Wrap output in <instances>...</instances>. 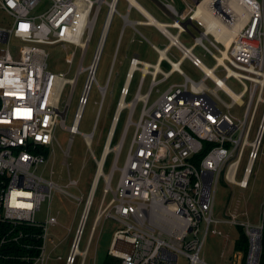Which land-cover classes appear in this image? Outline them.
I'll list each match as a JSON object with an SVG mask.
<instances>
[{"label": "built area", "instance_id": "2783aa9c", "mask_svg": "<svg viewBox=\"0 0 264 264\" xmlns=\"http://www.w3.org/2000/svg\"><path fill=\"white\" fill-rule=\"evenodd\" d=\"M121 1L125 2L124 12L118 9ZM163 1V9L170 16L166 22L131 17L133 9L144 15L131 0H0V14L9 18L6 25L0 24V224H4L0 229V246L9 244L6 250L0 249V264H48L53 255L61 257L56 252L62 242L57 235L59 219L52 211L45 218H38L36 212L43 201L48 205L53 202L54 189L67 192L37 170L48 157L43 151L52 145L57 125L65 128L71 137L78 132L77 126L95 82L94 74L115 14L121 18L122 24L114 58L128 28L132 31L130 42L141 41L137 36L145 38L138 25H154L167 43L159 47L150 42L157 52L154 63L141 59L136 52L129 58L97 157L91 148L92 136L114 58L105 83L98 85L101 99L93 129L82 135L96 164L97 186L102 180L100 203L85 248L80 250L84 225L79 229V224L85 210L84 203L64 264H74L77 255L82 256L80 264H84L101 218L122 223L113 231L107 249L109 255L119 259V264H180V256L186 264H212L200 256V249L208 232L222 234L221 224L241 226L247 244L245 250L233 251V262L217 264L259 263L262 222L251 223L242 217L244 213L233 210L216 214L214 202L221 176L244 191L254 161L264 155L261 150L264 129V0H234L245 10V16L228 45L225 42L227 30L222 26L228 28L236 19L228 0H208V19L195 14L202 0H195L185 12H177L171 2ZM103 3L107 9L99 38L90 62L83 65ZM38 7L41 10L36 11ZM209 25L214 28L208 29ZM189 27L199 30V35H193V43L186 46L179 35L181 32L191 33ZM169 28H174L175 32ZM203 38L210 46L202 43ZM14 40L20 43L16 50L11 48ZM56 43L73 45V50L65 58L68 63H72L76 47L80 49V60L72 77L67 71L48 67V51L44 45ZM195 44H200L214 58V64L209 67L214 74L215 69H222L223 77L219 79L225 83V79L234 78L242 89L235 92L227 85L228 89L220 85L192 52ZM171 47L180 52L176 60L168 54ZM184 58L202 72L199 80H193L180 68ZM174 71L183 75L182 82H169ZM81 73H84V81L71 123L67 125L70 102ZM136 73L138 78L132 90ZM206 79L213 85L207 84ZM167 82L162 88L161 85ZM66 85H69V91L61 104ZM218 90L223 91L228 100L222 98ZM138 104L139 112L134 120ZM235 104L240 111L232 109ZM123 112L122 129L112 144ZM257 113L262 117L261 122L250 140ZM131 126L133 130L124 159L118 165ZM202 151L205 152L201 155ZM109 156L108 171H105ZM243 157L246 160L241 177L236 179ZM116 171L118 176L113 187ZM68 183L77 185V180L69 178ZM92 187L93 199L96 189L93 180L86 199L82 195L72 196L79 203L83 199L86 202ZM74 245L77 249L73 253Z\"/></svg>", "mask_w": 264, "mask_h": 264}, {"label": "rangeland", "instance_id": "374dc122", "mask_svg": "<svg viewBox=\"0 0 264 264\" xmlns=\"http://www.w3.org/2000/svg\"><path fill=\"white\" fill-rule=\"evenodd\" d=\"M137 1L141 5H143L148 11H150L156 18L160 20L168 19L167 17H163L161 15L159 9L154 6L153 0ZM106 9L107 7L103 3L93 28L92 37L86 49L83 65H87L92 58V54L95 50L99 34L104 22ZM118 9L120 12L125 11V4L122 1L120 2ZM39 10H41L40 7L36 9V11ZM132 14L133 16H135L137 15V12L133 10ZM8 22L9 18L6 15L0 14V24L6 25ZM121 24V18L117 14L113 15L94 74L95 82L90 88L88 101L84 106L81 119L77 126L78 132L71 137L70 133L65 128H62L60 125H57L55 128V138L53 140L52 145H50V147L47 146L46 151H43L45 156L48 155V157L46 161L41 164L37 170V172H42L45 177L53 179L60 187H62L63 190L67 192L65 193L60 189H54L53 202L48 205L46 201H43L41 203L40 209L36 212V216L38 218H45L46 214L52 211L53 214L56 215L60 221V224L57 228L59 236L69 237L68 240L67 238L64 239V244L56 251L58 254L61 255V257L56 258L53 255V257L48 261V264H64L65 255L68 252L73 231L80 221V216L83 211L85 199L90 190L93 177L95 176L96 164L90 156L82 134L89 133L93 129V124L96 118L99 101L101 99V94L99 92L98 85H103L106 81L108 71L114 58ZM137 27L147 40L154 42L159 47H162L167 43V39L162 34H160V32L153 25L142 24L138 25ZM189 28L191 33L181 32L179 35L180 40L186 46H189L193 43V35H199V30L193 29L192 27ZM169 29L170 31L175 32L174 28ZM130 36L131 31L126 30L120 40V46L112 64L108 87L103 98L102 106L100 107V113L98 116L96 127L93 131L91 148L97 157L100 153L106 130L108 128L111 116L115 109L116 100L118 98L119 86L122 83L125 72L127 70L129 58L133 55L134 52H137L141 59L153 63L157 59V52L151 47L150 43L145 38H143L142 36H137L141 39V41L130 44ZM202 43L204 45L210 46L206 38L202 39ZM19 45L20 43L17 40L11 42V48L13 50H16ZM44 46L48 51V67L52 70L67 71V75L69 77H72L76 72L80 60V49L76 47L75 57L72 63H68L65 58L67 54L71 50H73L72 44L56 43L45 44ZM192 52L197 55L207 67H211L215 62L214 58L210 55V53L207 52L200 44H195L192 49ZM168 54L173 60H176L180 57V52L175 47H171L169 49ZM179 66L183 70V72L193 80H199L202 77V72L196 66H194L187 58L182 59ZM214 72L218 77H223V71L221 68L215 69ZM137 78L138 73L135 74V78L132 84V90L134 89ZM83 81L84 73H81L77 79V83L74 88L73 96L70 102L69 114L66 118L67 125L71 123L72 115L77 105V97L80 94ZM147 81L148 77L143 87V91L146 89ZM170 81L182 82L183 75H180L176 71H174L170 75L169 82ZM206 83L211 86L213 85V83L209 79H206ZM167 84L168 82L161 85V87L163 88ZM225 84L235 92L242 89L241 84L237 82L234 78L225 79ZM68 91L69 85H66L65 90L62 94L61 104L65 100ZM218 94L225 100H228V97L224 94L223 91L218 90ZM130 97L131 95L128 96V99ZM139 107L140 105L138 104L134 111V120H136L138 116ZM232 109L238 111L239 106L235 104ZM124 118L125 113L123 112L120 116V120L118 122L116 134L112 141V144L117 141V138L123 126ZM261 118L262 117L260 113H257V115H255L254 122L250 131V140L254 137L255 132L261 122ZM132 130L133 126L130 127V130L126 136V142L122 149L121 156L118 160V165H121L123 162L125 151L130 136L132 134ZM70 137L71 142L68 148V152L67 154H65V150L67 149ZM261 150H264V129L261 138ZM245 160V157H243L240 162V169L238 174L236 175V179H239L241 177V170L243 165L245 164ZM109 161L110 156L108 157V161L104 167L105 171H108ZM117 176L118 172L116 171L112 179L113 187L115 185ZM69 178L76 179L77 185L69 184ZM101 185L102 180H100V184L96 187L94 191L92 206L89 210V214L83 229L84 231L79 242L80 250H84L85 248L90 226L93 222L94 216L98 209V205L100 203ZM72 195H82L85 199H83V201L79 203L78 200ZM109 196L110 195H108V197ZM237 199H240L239 203L236 202ZM263 201L264 155H259V157L254 161L252 171L248 180V187L243 193L235 184L224 181L222 176L217 182L214 202L216 214L230 213L235 207L237 212H241L242 210L246 209L248 213L247 215H243L242 217L244 219H247L248 221H251L252 223L258 224L259 221H261ZM120 226H122V223L112 218H101L98 221L90 245L85 254L86 256L84 259V264H101L103 257L107 253V249L109 247L113 231ZM219 228L222 229V234H213L211 232H208V234L205 236L204 243L200 249V256L212 264L226 262L231 263L233 262L235 257L233 256V251L238 250L235 249L233 240L238 237L239 229L236 226H229L226 224L219 225ZM81 260L82 256L77 255L75 257L74 264H80ZM179 262L180 264H186V261L181 256L179 258Z\"/></svg>", "mask_w": 264, "mask_h": 264}, {"label": "bare ground", "instance_id": "6f19581e", "mask_svg": "<svg viewBox=\"0 0 264 264\" xmlns=\"http://www.w3.org/2000/svg\"><path fill=\"white\" fill-rule=\"evenodd\" d=\"M208 0H202L200 3H199V6H198V9H197V11H196V13L195 14H201L205 19H208V15L207 14H209V9H206V2H207ZM131 2L132 3H135V4H137V6H139L141 9H142V11H143V13L144 14H146V15H148V16H151V15H149V13H148V11H146L141 5H139L135 0H131ZM228 3H229V5H231L232 7H233V10L235 11V14H236V19L234 20V22H233V24H232V26H230V27H228V28H224L222 25H221V23L220 22H217V24L219 25V26H222V29H224V30H227V37H226V44L228 45L229 44V42H230V40H231V38L233 37V34H234V32L237 30V29H239V27L242 25V23H243V21H244V16H245V10L240 6V5H238V4H236L235 2H234V0H228ZM223 9H225V6L223 7ZM150 18V17H149ZM156 20V19H155ZM213 25H209L208 26V29H212V28H214V27H212ZM223 30H221V31H218L219 33L218 34H221V32H222ZM203 66V68L210 74V75H212L218 82H219V84L220 85H222V86H224L226 89H228V87L226 86V84L221 80V79H219V77H217L213 72H212V70L209 68V67H207L206 65H202ZM98 181V175L97 174H95V176L93 177V183H94V187L96 188V186H97V182ZM93 187H92V189H91V193H90V195H89V197L87 198V200H86V202H85V210H84V213H83V216H82V218H81V221H80V224H79V229H82V227H83V225H85L84 224V222H85V218H86V214H87V212H89V210L91 209V206H92V201H93V199H92V193H93ZM84 228V227H83ZM76 246L74 245V247H73V253L74 252H76Z\"/></svg>", "mask_w": 264, "mask_h": 264}, {"label": "crops", "instance_id": "0c3cea01", "mask_svg": "<svg viewBox=\"0 0 264 264\" xmlns=\"http://www.w3.org/2000/svg\"><path fill=\"white\" fill-rule=\"evenodd\" d=\"M168 2H171L175 7V9H176V11L177 12H185L186 10H187V8L189 7V6H191L193 3H194V1L195 0H167ZM136 2L139 4V5H141L137 0H136ZM123 3L125 4V2L123 1ZM164 3V1L163 0H153V4H154V6L155 7H157L158 9H159V11H160V13H161V15L163 16V17H167L168 19H166V20H160V19H158V18H156L150 11H148L143 5H141L146 11H148V13H149V15H151V16H148V15H146V14H144L143 16L142 15H140V14H138V12H137V15H135V16H133V14H132V12H133V10H132V12H131V14H130V16L131 17H134V18H136V17H138V18H141V19H144V17L146 18V17H150V18H153V19H156V21H159V22H166V21H168V20H170V16L164 11V9H163V4ZM119 5H120V3H119ZM119 5H118V7H119ZM148 25H150V24H148ZM154 26V25H153ZM155 27V26H154ZM156 28V27H155ZM127 30H130L131 31V29L130 28H128ZM131 36H132V31H131ZM130 36V37H131ZM146 39V38H145ZM147 40V39H146ZM129 41H130V38H129ZM149 43L151 42V41H149V40H147ZM135 42H139V41H135ZM135 42H130V44H133V43H135ZM152 43H154V42H152ZM137 53V52H136ZM239 190L243 193L244 191L242 190V189H240L239 188ZM237 203H239L240 202V199H237V201H236ZM233 211H237L236 210V207L233 209ZM242 211H244V212H240V213H244V215H247V213H248V211L245 209V210H242ZM261 215H262V212H261ZM261 221H262V218H261ZM261 221H259V223H261ZM60 222V221H59ZM251 222V221H250ZM252 223V222H251ZM58 228V227H57ZM57 235L59 236V234H58V231H57ZM60 237V236H59ZM61 238V240H62V242H61V245H60V247L64 244V239L65 238H67V240H68V238L69 237H66V236H64V237H60ZM234 241V240H233ZM232 247H233V245H232Z\"/></svg>", "mask_w": 264, "mask_h": 264}, {"label": "trees", "instance_id": "16d2710c", "mask_svg": "<svg viewBox=\"0 0 264 264\" xmlns=\"http://www.w3.org/2000/svg\"><path fill=\"white\" fill-rule=\"evenodd\" d=\"M205 151L201 152V155ZM262 235H261V252L259 256V263L258 264H264V201H263V207H262ZM4 228V224H0V229ZM239 229V235L238 237L234 240V247L235 249H241L245 250L246 244H247V237L243 231V228L241 226H237ZM9 247L8 243L2 244L0 246V249L6 250ZM101 264H119V259L109 255L108 253L105 254V256L102 259Z\"/></svg>", "mask_w": 264, "mask_h": 264}, {"label": "flooded vegetation", "instance_id": "af4514ba", "mask_svg": "<svg viewBox=\"0 0 264 264\" xmlns=\"http://www.w3.org/2000/svg\"><path fill=\"white\" fill-rule=\"evenodd\" d=\"M246 189H247V188H246ZM246 189H245V190H246ZM245 190H244V191H245ZM245 204H246V203H245ZM241 212H244V211H241Z\"/></svg>", "mask_w": 264, "mask_h": 264}]
</instances>
